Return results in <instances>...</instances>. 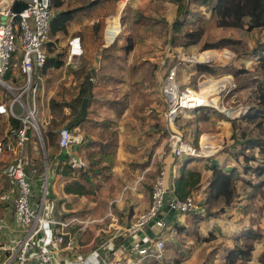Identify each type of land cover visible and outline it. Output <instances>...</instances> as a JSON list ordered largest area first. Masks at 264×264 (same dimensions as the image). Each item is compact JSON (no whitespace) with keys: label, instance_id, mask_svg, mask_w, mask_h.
Instances as JSON below:
<instances>
[{"label":"rangeland","instance_id":"rangeland-1","mask_svg":"<svg viewBox=\"0 0 264 264\" xmlns=\"http://www.w3.org/2000/svg\"><path fill=\"white\" fill-rule=\"evenodd\" d=\"M155 7L152 2L147 4V1L144 0H129L120 15L117 16L116 22L118 26H122L123 33H125L124 38L133 34L137 41L134 52L126 56L125 63L133 58L134 62H138L139 74L134 80H131L130 77L127 78L126 71L129 67H126L123 62L124 68L121 70L120 77L128 80H126V83H118L116 89L110 90L109 85L106 87L103 85V76L106 70H104V74L101 70L97 71V82H95L97 94L90 110L92 118L89 120L95 130L94 135L99 136L98 132H105L103 127L106 117L105 110L109 109L114 112L111 104L115 105L116 101L124 95V104L127 107L123 112L122 120L110 127L115 132V136L118 138L123 137V141L126 140L121 145L120 159H124L122 161L127 165V161L131 158L140 159L137 158V155L144 154L146 149L148 154L144 155H148L150 158L152 152L159 146L153 147L151 143L155 139V143H163L167 137L165 135L164 140L162 138L165 134L162 112L166 108L163 82L170 66L177 65L179 82L183 86L189 85L194 88L201 86L202 92L208 94L212 98L211 103L214 104L212 107L199 111H183L177 120V126L183 131L187 141L192 142L195 146L198 147L202 140L207 139L216 147L213 156L215 159L207 158L208 160L198 162H201L198 167L201 166L202 169L206 170L204 179L211 178L209 176L211 165L215 163L220 167L226 166L228 170L233 167L238 170L236 185L239 196L231 206H225L221 201L214 204L209 200L206 204L207 208L215 207L213 209L219 212V216L215 219L210 218L201 224L199 229L202 233L196 227L193 228L194 232L188 231L187 234L190 233V236H184V233L181 236L178 235L180 233L174 236L167 234L166 236L164 232L163 237L166 248L162 256L149 259L145 257L141 264H261V259L264 258V240L258 242L243 235V230L250 227L260 232L264 239L263 199L258 191L244 181L251 180L253 182L258 181L260 178L254 174L243 173L244 157L239 151L242 150V139L248 137L264 139V121L259 125L260 120L248 122L242 117L244 109L260 104L259 97L262 93L260 86L264 81V60L260 59L255 51L258 47H264V28L253 31H248L245 28H218L213 20L208 19L210 17L208 7L190 6L191 8L182 13L181 17L187 20L188 29H203L204 37L202 36L201 43L186 46L184 44L189 41V38L172 42L171 37L166 33L167 22H172L177 16L175 5L166 3L159 12H156ZM118 8L119 4L117 3L113 15L118 13ZM123 15H126L124 20H122ZM224 36L240 39V43L222 49L203 50L204 43L216 41ZM65 47H68L67 43ZM60 48L62 51L64 49L67 51L62 46ZM213 50L227 51L223 55L226 61L219 62L220 57ZM204 51L206 53L203 55V60L207 62L208 66L216 70L212 75L199 74L194 68L198 63L195 59ZM92 62L93 59H91ZM77 66H65L62 69L50 71L49 76L44 75V85L49 91H56V89L59 91L62 88L60 94L49 96L50 92L47 93L45 95L46 102H51L52 99H55L53 97H59V95L62 99L67 98L63 94H66L69 100L75 96L79 84L84 81L85 73H87L79 65ZM235 69L238 72H234ZM109 72L111 70L107 73ZM69 79L75 83L71 82L69 84ZM205 79L210 80L205 86L200 85ZM214 82H221V84L219 88L212 92L211 83ZM106 90L109 91L106 92ZM40 93V90H38L35 96L36 119L42 127L40 112L45 103L43 106ZM26 96L24 95V97ZM126 96H128V99H126ZM61 98L57 100L62 101ZM13 99L14 94L0 85V103H7L8 105ZM68 109L70 110V108ZM56 113L57 121L51 125L59 130L68 124L66 125L62 120H58L65 115L61 108L57 109ZM207 113L209 114V120L201 121V117ZM11 116L0 113V138L6 137L10 129V125L3 118H10ZM158 130L163 132L160 133ZM160 135L162 136L160 137ZM152 137H155L153 141ZM38 141L42 152L41 156L45 158L48 156L47 148L40 138ZM194 159L196 158L191 160ZM2 161L3 159L0 158V201L3 203L2 205L12 207L15 186L12 190L14 183L3 171ZM256 163L251 162L252 165ZM140 172V170L134 171L133 179L137 178L141 174ZM151 174L150 172L149 177L146 179L152 178ZM198 194L196 211H201L199 203L207 194V187L202 188ZM202 213L206 214L205 212ZM187 214L191 217V213ZM197 233H200V236ZM252 244L254 250L251 258L243 259L235 256L233 260L229 257L231 249L249 247ZM135 257L138 256L135 255ZM177 260L180 263H177Z\"/></svg>","mask_w":264,"mask_h":264},{"label":"trees","instance_id":"trees-1","mask_svg":"<svg viewBox=\"0 0 264 264\" xmlns=\"http://www.w3.org/2000/svg\"><path fill=\"white\" fill-rule=\"evenodd\" d=\"M54 15L51 21L50 42L47 45L48 59L43 69V75H50V71L62 68L67 61L68 50L62 51L57 43H63L67 40L70 33L77 26L80 27L78 31H75L73 35H77L82 39L83 44L87 47V42L91 37H95L102 41V35L105 29L104 18L111 14L117 6L118 0H52ZM152 5L156 6V12H159L162 6L166 3H173L176 5L177 16L169 23L167 22L166 33L171 37L172 42L178 40H184L189 38L184 45L191 46L193 44H199L202 41L204 35L203 29H188V22L181 17L182 13H185L191 8L190 6H204L210 10V17L208 19L213 20L218 28H245L248 31L264 28V0H151ZM194 8V7H193ZM126 15H123L122 20L126 19ZM134 17V15H133ZM117 17L110 20L111 29L117 26ZM167 20V19H166ZM204 37V36H203ZM123 44L121 45V54H117L114 50L118 47L117 43L110 45L102 50V58L106 60L108 66L105 68L107 72L103 76V85L110 86V90L116 89L118 83H126L128 79L121 78V70L123 69L122 61L126 59V56L134 50L137 46L133 34H130L123 38ZM181 43V42H180ZM240 43V39L232 37H221L216 41H208L203 44V50L207 49H222L225 47L234 46ZM181 45H183L181 43ZM68 49L67 47H63ZM260 59L264 60V47H258L255 51ZM79 66L82 70H86L84 81L79 84V88L75 96L69 99H62L59 97H53L49 102L52 112H56L57 109L64 107L70 108V122L66 123L69 115L63 116L61 119L70 129L80 127L83 123L88 122L90 119L91 106L95 100L97 94V70L95 68L89 69L88 63H91L89 56L83 54L82 60ZM73 67V65H71ZM78 67V66H77ZM113 67L115 70L113 71ZM195 70L202 75H212L216 72L215 68L208 66V64L197 63ZM237 69L234 70V72ZM127 78L130 77L134 80L139 74L138 62H133L128 68ZM115 74V75H114ZM11 74H8L10 77ZM107 77V78H106ZM106 78V79H105ZM133 85V84H132ZM261 95L259 97L258 106L250 107L242 117L248 122L259 121V125L264 121V81L261 83ZM109 91V90H108ZM106 90V92H108ZM102 92V91H101ZM64 95V94H63ZM124 96V95H123ZM120 97L116 104H111L114 112L109 109L105 110V120L103 127L105 132L99 133L97 139L93 137L85 144L82 145V149L85 150V158L88 164H82L80 166H71V170L76 172L78 179L68 183L65 187L67 193H75L78 195L94 194L95 190L100 186L103 179H108L112 174V168L114 159L118 148V137L115 136V132L111 130V126L114 123L122 120L123 112L126 110L124 104V98ZM61 98L62 101L57 99ZM122 99V100H121ZM128 99V96H126ZM69 100V101H65ZM208 108V107H207ZM206 109V108H205ZM57 114V113H56ZM92 118V117H91ZM10 128H18L20 121L11 116ZM201 121L209 120V114L202 116ZM57 121V118H53L51 123L46 128L40 129L43 136L44 144L47 148L54 147V151L59 150V138L60 129L58 130L52 123ZM57 123V122H56ZM55 123V125H56ZM59 125V124H58ZM28 142H38L39 134L37 131L29 126L28 127ZM165 131V130H164ZM158 132H163L158 130ZM162 136L163 140L165 137ZM93 136H95L93 134ZM237 139V138H236ZM6 137H1L0 141H5ZM27 142V144H28ZM30 143V144H31ZM242 150L239 151L244 157L243 173L254 174L260 178L258 181L244 180L250 184V186L261 194L264 202V139L259 137H248L241 140ZM2 152H0V158ZM3 158V157H2ZM49 158V153H48ZM210 159H215L212 157ZM257 162L252 165L251 162ZM2 169L7 175V170L11 166V163L3 158ZM213 171L209 180L208 191L202 202L199 203L200 208L205 210V213L201 211H192L194 215V222H198L205 218H211L218 215L219 212H211L213 208H207L206 204L210 200L211 202L218 203L223 202L225 206H231L238 198L239 193L237 190L236 180L238 178L237 169L233 167L231 170L226 169V166L218 164L211 165ZM202 182V174L196 170H187L185 166L182 167L180 176L176 180V192L175 196L178 199H184L189 194H197V191ZM0 201V217L3 214L4 205ZM210 210V211H209ZM209 211V212H208ZM187 214V213H185ZM179 230H186L184 225L177 223ZM163 235V234H162ZM243 235L249 238H253L255 241H263V235L257 230L246 227L243 230ZM205 240H207L205 238ZM254 245L249 247L244 246L240 248L231 249L230 258L234 260L235 256H239L243 259H249L252 256ZM153 258V257H148ZM261 264H264V258L261 259ZM177 263H180L177 260Z\"/></svg>","mask_w":264,"mask_h":264},{"label":"built area","instance_id":"built-area-1","mask_svg":"<svg viewBox=\"0 0 264 264\" xmlns=\"http://www.w3.org/2000/svg\"><path fill=\"white\" fill-rule=\"evenodd\" d=\"M128 1L118 0V4L123 2L125 6ZM17 2H25L27 7L17 12L14 10ZM53 15L52 0H0V85L14 94V99L10 104H0V113L12 115L20 121L19 127L10 128L6 140L0 141V152H11L10 154L15 156L16 164L11 163L6 173L16 185V196L13 203L15 219L25 229L24 236L17 244H0V252H9L0 264H55L48 251L38 249L36 241L38 235L41 232L48 234L51 224L66 228L73 222L83 223L77 218L61 221L45 217L43 209L46 194L39 200V207L34 209L32 184L26 173V167L29 164L25 152L29 139L28 127H33L44 142L36 119L35 96L43 82V69L48 59L47 45L50 42ZM77 41L79 42V38H74L70 42L72 54L75 53ZM71 59L72 56L69 59L70 62ZM8 74L11 76L8 77ZM178 77V66H170L163 82L166 108L162 112V121L167 137L163 147L154 151L151 156V163L157 164V171L151 187L150 205L129 227L131 235L140 229L145 230L148 222L163 214L166 196L169 193L175 195L178 172L175 167L170 172L166 166L169 156L173 157V162H175V159L183 157L212 158L215 154L214 148L216 147L211 141L202 140L197 147L187 141L183 131L177 126V120L183 111H199L214 106L211 103L212 98L202 92L201 86L198 88L183 86ZM208 80L210 79L203 80L200 85ZM24 95L27 96L24 97ZM15 104L20 105V114L14 111ZM247 110L244 109L243 114ZM72 139L73 134L68 126L60 129L59 146L61 149L69 147ZM168 206L180 213L195 211L198 207L197 196L189 194L184 199L173 197ZM155 224L164 228L161 234L151 239L148 246H141L138 243L133 249L131 248L134 255L127 254L129 249L124 248L122 260L111 257L109 251L112 250V244L102 242L99 250L96 249L93 254L94 258L88 264H122V261H124L123 264H141L145 257L160 258L166 248L162 234L168 224L163 220V216L158 218ZM46 239L49 241V237ZM33 260L36 263H33Z\"/></svg>","mask_w":264,"mask_h":264},{"label":"crops","instance_id":"crops-1","mask_svg":"<svg viewBox=\"0 0 264 264\" xmlns=\"http://www.w3.org/2000/svg\"><path fill=\"white\" fill-rule=\"evenodd\" d=\"M144 1H147V4L151 2V0ZM123 8L124 3L122 2L119 4L117 14L113 15L112 12L104 18L105 29L102 35V41L96 39L95 37H91L87 42L86 47L79 36L73 35L75 31H78L80 29V27L77 26L70 33L67 40H65L62 44L58 43V46L60 47H65L66 43L68 45V60L65 62V65L63 67H68L70 65H73V67H77V65L81 64L80 60H82V56L83 54H85L86 56H89L90 59H93L92 63H88L89 69L95 68L97 71H103L102 74H104V70H106L105 68L108 66V64L106 63V60L102 58V50L114 43H117L118 47L114 50V52L117 54H121L122 51L120 47L123 44L125 33H123L122 26L120 25H117L114 29H111L110 20L115 16H119ZM74 38H79V42L77 41L75 53L72 54V46L70 42ZM213 51L217 52V54L219 55V62L226 61L223 55L227 51ZM132 52H134V50H132L128 54V56ZM201 53L202 54L198 56V58L194 59L197 61L202 60L203 62H205L203 60V55L204 53H206V51ZM71 56L72 59L70 62L69 59ZM123 62L125 63L126 59L122 61L121 64H123ZM133 62L134 59L132 58V60L130 59L127 63H125V66L130 67ZM114 70L115 67H113V71ZM105 74H107V70ZM208 81L206 83H208ZM71 82L75 83L74 81L70 80L69 84ZM205 84L203 85L205 86ZM211 84V90L213 92V90H216V88L220 87L219 85L221 84V82H214ZM60 89L59 91L58 89H56V91L51 92V90L49 91L48 88L45 87L44 80L41 83L39 90L41 92L40 96H42L41 100L43 101V106L45 103L44 108L40 112V120L42 122L41 124L43 128H46L47 125L51 123L52 119L56 118V112H52L50 104L46 102L47 100H45V95L49 92V96L60 94ZM64 95L67 97L65 99H69L66 94ZM13 108L16 114L21 113L20 105L15 104ZM62 111H64L65 115L70 116V110L68 108L64 107ZM62 118L58 120H61ZM3 119L6 120L9 125H11L8 117H4ZM70 119L71 116L66 120V123H69ZM71 131L73 134V139L69 147H67L66 149L59 148V150L55 152L54 147L50 146L48 148L49 158L48 156L42 158V152L40 151L38 142L31 143V141H29L26 147L25 152L29 161V164L26 167V173L32 184V203L34 209H37L39 207V200L43 195L46 194V201L44 203L43 209V214L45 217H47L48 219L61 221H70L74 218H77L79 219V221L83 222H73L66 228H60L58 225L51 224L48 234L41 232L38 235V238L36 239L38 249H45L46 251H48L55 264H88V262L92 258H94L93 254L95 253L96 249L99 250V245L102 242H109L110 244H112V250L109 251L111 257H116L122 260V257L124 256V248L129 249V251H127V254L134 255V252L126 244V241L131 236H133L129 233V227L133 223H135L139 216L149 208L151 187L157 171V164L153 165L151 163V157L149 158L148 155H144L148 152L146 149L144 154L137 155V158L140 159L131 158L127 161L126 165V163L122 161L124 159H120L121 145L122 142L125 143L126 140L124 139L123 141V137H119L118 148L116 152L118 158L116 157V160L114 159L111 176L108 179H103L101 181L100 186L95 190L94 194L92 193L86 195H78L75 193H67L65 189L66 185L78 179L76 172L70 169L71 166L88 164L85 158V150L82 149V145L87 143L92 137H95L94 139H97L96 135L93 136L95 130L91 122L89 121L83 123L80 127L71 129ZM155 137L151 138L152 141ZM155 142L156 139L151 143L153 147H157V145H159L155 150H159L163 147L164 142ZM131 149L133 150V148ZM10 153L11 152L3 151L2 157L10 163L14 162V164H16L14 160L15 156H12V154ZM2 157L1 159H3ZM175 160L176 161L173 162V157L169 156L166 166L168 167L170 172H172L173 167H175L178 172V177L180 176L183 166H185L187 170H196L201 172L202 182L197 191V194H195L197 196V199L199 198L198 193L202 188L207 187V192L209 193L208 185L210 179H204V172H206V170L204 168L202 169L201 166L198 167L201 163L198 162L208 160L207 158H196L194 160H191V158L183 157ZM196 167L197 169H195ZM137 170H140L141 174L137 176V178L133 179V172ZM150 172L152 173V178H149V181V179L146 178L149 177ZM212 173L213 171L211 170L209 175L210 177ZM14 186L15 189L13 191V199L16 196L15 183L12 185V190ZM173 197L176 196L171 193L166 196L163 211H165V209L168 207L169 201ZM213 208L211 209V212L214 211ZM201 212H205L202 207ZM215 212L216 211H214L213 213ZM190 215L191 217H189L188 214L185 213L175 212V215L173 216L171 222L167 225L164 231L166 233V236L167 234L174 236L178 233H180L178 234L180 236L182 235V233H184V236H190V233L187 234L188 231L194 232V227H196L200 231L199 226L210 219L205 218L198 222H194V215L192 213ZM218 216L219 213L217 216L211 218L215 219ZM177 223L184 225L186 227V230H179V228L176 226ZM145 230H147V228ZM200 233L202 232L200 231ZM200 233H197V235L200 236ZM24 234L25 229L21 227V225L15 219L13 206H5L3 214L0 217V244L15 245L24 236ZM48 237L49 241H47L46 239ZM162 238H164L163 235ZM46 242L47 244H45ZM137 244L138 243H136L135 245ZM135 245L132 246V249ZM103 252L107 251L103 250ZM8 254L9 252H0V262L3 261ZM33 263H36V261L33 260ZM123 263L124 261H122V264Z\"/></svg>","mask_w":264,"mask_h":264},{"label":"water","instance_id":"water-1","mask_svg":"<svg viewBox=\"0 0 264 264\" xmlns=\"http://www.w3.org/2000/svg\"><path fill=\"white\" fill-rule=\"evenodd\" d=\"M27 7V3L25 2H17L14 6V10L17 12L22 11ZM198 63H207L203 61H198ZM166 213V214H165ZM165 214V216L163 215ZM158 218L163 216V220L166 224H169L175 215V210L168 206L165 211L163 212ZM151 220L147 224V230L140 229L138 230L133 236H131L127 241L126 244L129 248H132L133 245L139 243L141 246H148L150 244V240L154 239L156 236L160 235L163 231V227H159L155 224L156 220Z\"/></svg>","mask_w":264,"mask_h":264},{"label":"bare ground","instance_id":"bare-ground-1","mask_svg":"<svg viewBox=\"0 0 264 264\" xmlns=\"http://www.w3.org/2000/svg\"><path fill=\"white\" fill-rule=\"evenodd\" d=\"M225 93H226V92H225ZM225 93H224V94H225Z\"/></svg>","mask_w":264,"mask_h":264}]
</instances>
